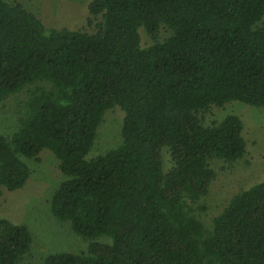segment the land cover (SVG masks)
I'll use <instances>...</instances> for the list:
<instances>
[{"label":"trees","instance_id":"trees-1","mask_svg":"<svg viewBox=\"0 0 264 264\" xmlns=\"http://www.w3.org/2000/svg\"><path fill=\"white\" fill-rule=\"evenodd\" d=\"M87 9L91 32L46 29L0 0V103L25 96L16 130L0 135V192L21 189L24 159L50 150L64 178L50 212L88 241L43 264H264V179L208 225L200 219L212 163L246 154L238 116L207 124L206 115L234 101L264 108V0H91ZM116 107L121 143L89 157ZM31 244L27 227L0 217V264H21Z\"/></svg>","mask_w":264,"mask_h":264},{"label":"rangeland","instance_id":"rangeland-1","mask_svg":"<svg viewBox=\"0 0 264 264\" xmlns=\"http://www.w3.org/2000/svg\"><path fill=\"white\" fill-rule=\"evenodd\" d=\"M16 2L32 12L46 29L83 30L91 32L88 25L87 6L91 0H5ZM264 21V16H263ZM142 42H149L141 31ZM24 93H16L0 103V135L10 136L16 130V103ZM228 114H234L243 123L246 154L240 161L227 164L214 161L216 173L204 199L206 212L200 219L209 224L228 204L230 199L264 179V108L230 102L224 108H215L206 115V123L216 122ZM123 112L119 108L107 110L97 128L96 137L88 153L89 157L116 148L121 143ZM87 156V157H88ZM31 175L25 185L12 192H0V217L18 225H24L32 235V244L21 264H43L46 256L55 253L85 252L88 241L72 232L67 222L57 221L49 209L53 191L64 179L54 154L44 149L38 159H24ZM170 166L167 152H163V167ZM108 243L109 239H99ZM108 241V242H107Z\"/></svg>","mask_w":264,"mask_h":264}]
</instances>
